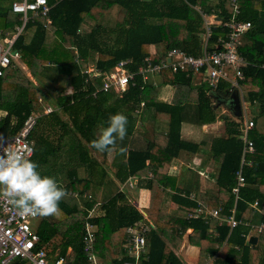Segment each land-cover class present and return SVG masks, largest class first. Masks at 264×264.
<instances>
[{
  "label": "trees",
  "instance_id": "trees-1",
  "mask_svg": "<svg viewBox=\"0 0 264 264\" xmlns=\"http://www.w3.org/2000/svg\"><path fill=\"white\" fill-rule=\"evenodd\" d=\"M47 2L51 21L47 23L40 15L27 21L11 45L19 58L11 59L0 74L2 137L15 134L32 111L42 112L49 100L53 104V111L42 114L29 135L33 143L30 159L38 163L41 175L53 177L68 195L60 201L58 215L37 217L34 226L39 235L37 249L43 250L49 259L55 253H67V264L85 262L82 246L85 216L97 203L96 179L108 168L120 181L130 175L137 176L138 182L150 189V205L144 208L150 223L124 189L98 202L91 221L96 226L93 251L101 264H116L129 258L124 248L126 228L141 220L148 227L144 234L148 259L142 264H181L174 250L179 248L188 227L192 228L188 242L199 248L200 256H213V264H258L256 258L264 251V230L259 233L257 248H252L246 243L249 226L241 223L231 228L225 220L234 210L238 220L264 222V67L261 66L264 63V0ZM234 4L239 7L236 18L251 24L239 37L238 44V51L249 62L242 66L243 76L238 84L254 123L248 132L254 151L245 156V161H252L250 165L242 164V117L218 113V102L223 105L231 93L230 84L225 80L213 89L200 76L201 83L196 84L186 71L174 73L166 68L154 75L159 79L156 87L175 85L168 102L145 95V88L154 89V86L140 74L123 91L100 90L92 95L99 81L91 78L90 83L85 82V74L81 72L83 63L109 71L118 61L129 59L127 67L136 70L145 56L157 62L174 47L199 55L205 31L202 14L215 11L220 17V22L211 26L207 45L212 48L227 34L224 24L232 17ZM113 7H117L114 21L104 22ZM19 16L7 0H0L3 42L21 23ZM77 56L80 62L75 61ZM227 67L231 75L233 68ZM67 86L71 92H67ZM141 101H144L142 112ZM147 111H152V122L165 123V130H154L151 136L136 130L137 121H149ZM116 113L127 117V134L123 141L117 140L111 162L108 156L112 149L100 153L90 148L89 142L106 126L109 116ZM217 118L223 120L224 132L212 137L207 147L181 136V124L185 120L202 125ZM135 131L142 134L140 146L132 143ZM182 151L200 152L203 158L217 162L216 191L212 196L198 189V170L183 165L177 175L171 173V162ZM63 152L66 160L61 158ZM80 170L84 174H79ZM238 170L244 176V183L236 197L232 187ZM149 173L159 182L158 187L151 186ZM166 188L174 191L171 212L162 208ZM191 192L204 199L209 207L219 208L218 217H206L198 212L197 201L188 197ZM12 264H23V261Z\"/></svg>",
  "mask_w": 264,
  "mask_h": 264
},
{
  "label": "built area",
  "instance_id": "built-area-1",
  "mask_svg": "<svg viewBox=\"0 0 264 264\" xmlns=\"http://www.w3.org/2000/svg\"><path fill=\"white\" fill-rule=\"evenodd\" d=\"M8 1L12 11L20 15L19 19L21 23L15 26L14 33L11 36L4 38L5 46H0V74H2L3 68L11 62V59L17 60L19 58V53L13 51L11 45L16 35L23 30L27 21L36 15L43 16L47 23L51 21L48 16L50 5L47 0ZM238 13L239 7L234 4L233 15L224 24L228 28L227 34L225 37L220 38L216 46L212 48L207 45L212 23H205L204 44L202 52L199 55L188 54L183 49L174 47L169 49L157 62H153L150 56H145L136 70H130L127 67L130 63L129 59L118 61L109 71H102L92 64L83 63L81 72L85 74V82L90 83L91 78H94L96 82L99 81V87L92 92L93 96L100 90L105 92H120L125 90L129 84H134L136 74H140L143 80L147 81L161 69L167 68L174 73L186 71L187 75L200 76L213 89L217 87L221 80H225L230 84V91L237 88L239 94L242 96L238 81L243 76L242 66L249 64V62L238 51V44L239 37L250 28L251 24L248 20L237 19L236 15ZM75 61L80 62V58L77 56ZM227 66L233 68L231 75L228 73ZM261 66L264 67V63ZM241 99L245 102L243 98ZM143 105L144 101H141L140 109ZM51 111H53V107L50 105H46L42 112L32 111L15 134L5 137L0 135V151H2L3 147L7 146L21 150L29 148L33 150V143L29 139V135L36 126L40 116L48 114ZM253 124L252 116L243 107L242 126L240 129V137L244 143L242 164L247 163L250 165L252 163L250 160L245 161V156L254 151L253 141L248 138V132L253 127ZM32 153L33 151L29 158ZM149 177L151 186L156 187L157 181L151 173H149ZM243 183L244 176L241 170H238L236 184L232 187V192L236 197ZM87 197L90 198L91 196L88 194ZM97 205L98 203H95L85 216L84 233L82 235V246L85 252V262L83 264H101L99 257L93 251L96 239V226L91 221V218ZM204 205L203 201L198 202V212L204 209L206 217H218L219 208L209 209ZM256 205L257 201H254L253 206ZM36 219L37 217H22L18 215L12 205L7 203L6 200L0 199V264H12L16 260L23 261V264H67V253L64 255L55 253L54 258L49 259L43 250L37 249L36 245L39 241V235L32 222ZM225 221L231 228L241 223L249 226L248 233L252 231L260 233L264 230V222L254 225L247 219L238 220L234 217V210H232V214ZM148 222L150 223L149 220ZM147 228V224L143 220L126 228V243L124 248L129 258L116 264H142L143 260L148 259V248L144 236ZM69 250L70 247L68 248Z\"/></svg>",
  "mask_w": 264,
  "mask_h": 264
},
{
  "label": "crops",
  "instance_id": "crops-1",
  "mask_svg": "<svg viewBox=\"0 0 264 264\" xmlns=\"http://www.w3.org/2000/svg\"><path fill=\"white\" fill-rule=\"evenodd\" d=\"M216 0H204V3H214ZM7 2H9L7 0ZM202 17L204 19L203 25H205L206 22L212 23V25L217 24L220 22V17L218 14L214 11L209 13H203ZM205 29V28H204ZM205 33V32H204ZM204 33H203V39H204ZM152 50H154V46L151 47ZM195 75L192 76V82L196 84H200L201 80L199 77ZM151 83L154 86V89L150 86L149 88H145L144 93L145 95L149 96L150 98H153V100H161L163 102H168L173 94L175 85L172 84H160L156 87V84L158 83L157 75H153L150 77ZM67 92H71V87L67 90ZM240 95V100L242 101V111L243 107H245V110L247 113L249 112L245 106V102L241 99L242 96ZM46 105L52 106V101L49 100ZM219 106L218 113H224L225 115H234L233 111L225 106L220 105V102L217 104ZM53 107V106H52ZM222 108V109H221ZM256 109V108H255ZM143 111V109H140V111ZM141 111V112H142ZM148 112V119L149 121L141 122L140 120L136 123V130L140 133L146 134L148 136H151L154 130H165L166 125L165 123L160 122H152L151 119V113L152 111ZM140 113V112H138ZM250 115V114H249ZM242 117V113H241ZM137 131L134 132L132 137V143L135 146H140L142 139L140 138V133ZM224 132V122L222 119L217 118L212 123L207 124H196L190 121L185 120L181 124V136L184 139L201 143L202 147H207L209 145L210 140L212 137L221 135ZM95 153V152H92ZM109 160L112 162L114 160V149H112V152L109 154ZM119 161V159H117ZM183 165H186L187 167L198 170L200 173V185H198V189L204 190L207 193V196H212L213 193L216 191V184L214 175L217 173L218 170V164L217 162H214L210 158H203L202 153H191L187 151H182L179 153V155L174 158L171 162L170 171L172 174L177 175L180 172V169ZM79 174H84L82 170H80ZM95 189H94V197L95 200L98 202H102L108 198H110L112 195H114L119 189L126 190L130 197L132 198V201L136 204L138 209L142 211L144 216L148 219L146 212L144 211V208L148 207L150 205V199H151V193L150 189L148 187L138 182L137 176H128L125 181H120L116 174L112 171L106 168V172L102 176L96 179ZM156 180V179H155ZM157 181V180H156ZM159 182L157 181L156 187H158ZM173 190L170 188H166L165 195L163 199L162 208L164 211L171 212L172 208L170 206L171 204V197L173 194ZM189 198L194 199L197 201V204L199 201H203L205 203L204 206H207L209 209L211 207L206 204L204 199L200 198L199 195H197L194 192H191L188 195ZM99 205L95 207V210L97 209ZM204 213V209L201 211ZM95 213V211H94ZM205 215V213H204ZM209 217V216H207ZM215 218V217H211ZM217 218V217H216ZM149 220V219H148ZM254 225L260 224L262 221H251ZM227 223V222H226ZM192 228L188 227L186 228L182 242L179 245V248L177 250H174L175 254L179 257L181 260V264H213V256H200L199 254V248L195 245H192L188 242V234L191 232ZM255 236L256 241L254 243L249 242L250 237ZM259 242V233H256L254 231L248 233L246 235V243L250 245L252 248H257ZM148 247V246H147ZM258 264H264V251H262L258 257L256 258Z\"/></svg>",
  "mask_w": 264,
  "mask_h": 264
},
{
  "label": "clouds",
  "instance_id": "clouds-1",
  "mask_svg": "<svg viewBox=\"0 0 264 264\" xmlns=\"http://www.w3.org/2000/svg\"><path fill=\"white\" fill-rule=\"evenodd\" d=\"M127 117L121 113L110 115L106 126L99 130L89 147L97 152L110 151L117 140L127 134ZM33 150L10 146L0 151V199L12 205L22 217L47 218L60 212L59 203L68 193L50 176L41 175L39 165L29 156ZM125 149H120V152Z\"/></svg>",
  "mask_w": 264,
  "mask_h": 264
},
{
  "label": "water",
  "instance_id": "water-1",
  "mask_svg": "<svg viewBox=\"0 0 264 264\" xmlns=\"http://www.w3.org/2000/svg\"><path fill=\"white\" fill-rule=\"evenodd\" d=\"M223 103L228 105V107L233 111L234 115L241 116L242 101L240 100V95L237 88L232 89L229 97L227 99H224ZM255 241V236L250 237L249 242L254 243Z\"/></svg>",
  "mask_w": 264,
  "mask_h": 264
},
{
  "label": "rangeland",
  "instance_id": "rangeland-1",
  "mask_svg": "<svg viewBox=\"0 0 264 264\" xmlns=\"http://www.w3.org/2000/svg\"><path fill=\"white\" fill-rule=\"evenodd\" d=\"M3 4H7L6 2H2ZM116 10H117V7H113L111 10H109L108 12H107V14L105 15V18L103 19L104 20V22H106V23H108L106 20H112V22L114 21V19H115V14H116ZM102 21V20H101ZM9 36V35H8ZM0 46H5V42H3L2 41V39L0 38ZM198 77V76H197ZM194 78H196V75H195V77ZM70 88V86H67V90ZM221 104H223V105H225V106H227L228 107V105H226V104H224L223 102L221 103ZM222 105V106H223ZM224 107V106H223ZM222 109V108H221ZM66 154H65V152H63V154L61 155V158L62 159H67V156H65ZM68 166H69V164H67ZM33 222V224H34V226H35V224H37V219L35 220V221H32Z\"/></svg>",
  "mask_w": 264,
  "mask_h": 264
}]
</instances>
